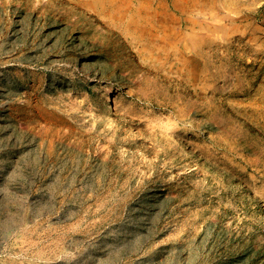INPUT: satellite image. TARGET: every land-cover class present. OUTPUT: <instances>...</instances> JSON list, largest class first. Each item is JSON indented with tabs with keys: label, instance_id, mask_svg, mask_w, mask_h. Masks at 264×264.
I'll list each match as a JSON object with an SVG mask.
<instances>
[{
	"label": "rangeland",
	"instance_id": "1",
	"mask_svg": "<svg viewBox=\"0 0 264 264\" xmlns=\"http://www.w3.org/2000/svg\"><path fill=\"white\" fill-rule=\"evenodd\" d=\"M0 264H264V0H0Z\"/></svg>",
	"mask_w": 264,
	"mask_h": 264
},
{
	"label": "bare ground",
	"instance_id": "2",
	"mask_svg": "<svg viewBox=\"0 0 264 264\" xmlns=\"http://www.w3.org/2000/svg\"><path fill=\"white\" fill-rule=\"evenodd\" d=\"M109 1V0H108ZM141 2V1H140ZM105 3V2H104ZM107 5V4H106ZM105 6V5H104ZM143 6V5H142ZM161 7V6H160ZM128 8V7H127ZM130 9H133V7H129ZM140 9H141V7H140V4L139 5H137L136 7H134V9L132 10L133 11V13H131V14H133V15H135L134 17H136V20H140L141 19V15H139L140 13ZM112 11V10H111ZM158 20V19H157ZM156 20V21H157ZM128 21V20H127ZM143 25V24H142ZM152 25V24H151ZM150 25V26H151ZM154 25V24H153ZM152 25V26H153ZM131 27H132V25H130ZM147 26V25H146ZM149 26V27H150ZM151 26V27H152ZM139 26H137V28H138ZM133 28H134V26H133ZM154 30V29H153ZM72 34V36H73V38L75 39V40H77V37L73 34V33H71ZM131 48V47H130ZM81 53L82 52H80V50L78 51V53H77V55L79 56V58H81L80 59V67H79V70L80 71H82V72H84V73H91L92 71L93 72H95L94 70H95V68L92 66V65H90L86 60H84V58H82L81 57ZM161 54V53H160Z\"/></svg>",
	"mask_w": 264,
	"mask_h": 264
}]
</instances>
